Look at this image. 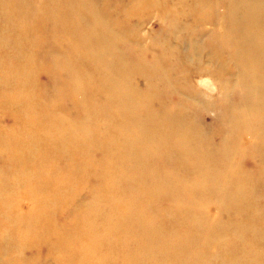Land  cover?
Listing matches in <instances>:
<instances>
[{
    "label": "bare ground",
    "instance_id": "bare-ground-1",
    "mask_svg": "<svg viewBox=\"0 0 264 264\" xmlns=\"http://www.w3.org/2000/svg\"><path fill=\"white\" fill-rule=\"evenodd\" d=\"M99 1L0 0V264H264V0Z\"/></svg>",
    "mask_w": 264,
    "mask_h": 264
},
{
    "label": "rangeland",
    "instance_id": "rangeland-1",
    "mask_svg": "<svg viewBox=\"0 0 264 264\" xmlns=\"http://www.w3.org/2000/svg\"><path fill=\"white\" fill-rule=\"evenodd\" d=\"M99 2L106 4L107 2H114L113 4H116L118 6V8L124 9L126 10L129 15H127V21L131 22L133 25L137 26V35H139V30H140V36L142 38L147 37L146 40V44L147 46L150 47L153 45V43L151 42L152 39L151 37L154 36V34L158 33L161 29V23L162 20L159 18L158 16V10L157 7L155 6L153 7L152 5L149 4L148 0H100ZM178 4V3H177ZM165 5H167V3H165ZM182 5V4H181ZM182 6L178 7V9H181ZM139 23H141V26H139ZM155 27V28H154ZM160 28V29H159ZM186 32V31H185ZM160 33V32H159ZM37 33L35 32V35ZM135 35V33H132V38L135 39H139V36ZM37 41H40L39 39H36ZM40 43V42H39ZM35 49L41 48V45H38L36 43V45L34 46ZM150 54V51H149ZM39 57H42L43 55H39ZM199 64V65H198ZM217 64V63H216ZM214 62H208L207 60H204L203 63L197 61V59L192 60V62H190L188 68V74L189 76H192L191 72L193 69H195V67H203L205 71L204 74H209L208 72H211L209 70H213L214 73V67L217 66ZM219 69V68H218ZM39 72L36 75V79L39 83L45 84L47 82L48 78V74L46 71L39 69ZM224 75V74H223ZM51 77V84H52V89L55 88V81L56 78L54 76H50ZM53 79V80H52ZM197 79V77H196ZM213 79V78H212ZM215 84V87H217V89H215L211 95H213L214 97L218 95V86L216 85L215 81L212 80ZM137 83H139V79L137 80ZM49 89H51V87L49 86ZM60 95H58L56 98V101H53L52 106L54 108H59L61 109V106L64 105L63 107H66L67 109H63L64 113L68 110L69 112V116L74 120L75 118V113H77L75 110H78L77 107L75 106V104L72 102L71 99H68L67 97L68 94L66 92V90H63L61 87V90L59 91ZM62 93V94H61ZM210 94H207L208 96H211ZM205 95V96H207ZM55 110V109H54ZM217 117L215 110H209L207 113L205 112V120L207 123L211 124L214 122L215 118ZM70 119V118H68ZM2 121L5 124H12L13 123V118L8 115L6 116V113L3 114L2 117ZM7 122V123H6ZM99 153V152H97ZM96 153V154H97ZM98 156V154H97ZM246 164L248 165L249 163L246 162ZM60 217H62V214L59 215ZM61 219V220H60ZM60 222L63 220V218H60ZM46 247V246H45ZM48 250L46 248H44V250L42 251V253L39 254V256L35 253H37L35 250H32L30 248H28V250L25 251V253L27 254V257L30 258L31 256H37L39 257V259L34 260V264H59L58 260H54L50 255L47 253Z\"/></svg>",
    "mask_w": 264,
    "mask_h": 264
}]
</instances>
